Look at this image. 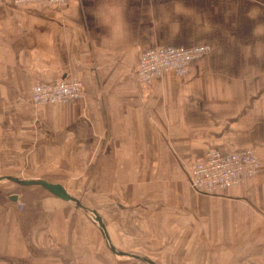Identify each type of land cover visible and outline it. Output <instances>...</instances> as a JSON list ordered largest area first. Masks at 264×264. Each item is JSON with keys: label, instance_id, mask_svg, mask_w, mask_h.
Masks as SVG:
<instances>
[{"label": "crops", "instance_id": "obj_1", "mask_svg": "<svg viewBox=\"0 0 264 264\" xmlns=\"http://www.w3.org/2000/svg\"><path fill=\"white\" fill-rule=\"evenodd\" d=\"M196 44L209 50L184 75L134 81L145 49ZM67 78L82 81V99L33 105L34 84ZM246 147L261 160L253 179L215 195L192 189L187 175L195 158ZM100 155L90 184L98 198L89 207L115 248L132 252L116 245L120 230L135 240L149 232L138 220L142 209L132 206L146 202L172 229L165 236H176L173 221L180 222L186 246L198 243L195 235L264 255V0L1 5L0 158L14 176L67 190ZM60 172L76 177L46 175ZM44 190L47 198L25 215L24 235L12 205L0 207V264H12L13 244L23 236L16 246L26 264H113L94 220ZM149 244L160 246L157 237ZM50 246L58 251L54 260L46 257Z\"/></svg>", "mask_w": 264, "mask_h": 264}, {"label": "rangeland", "instance_id": "obj_2", "mask_svg": "<svg viewBox=\"0 0 264 264\" xmlns=\"http://www.w3.org/2000/svg\"><path fill=\"white\" fill-rule=\"evenodd\" d=\"M83 97L84 93L80 98L82 99ZM30 100L34 106L52 105L36 104L33 102L31 96ZM66 103L67 102L53 104ZM102 158L103 155L94 157L93 164L88 172L79 174L77 177L73 175H65L63 172L54 174L46 173V175L50 176L54 180L61 181H65L66 178L71 179L72 176L73 178L76 177L77 180L70 182V185L66 186L67 191L78 198L83 205L89 207V201L92 199V196L98 198V192L92 191L90 184L92 182L94 170L98 164H100ZM8 163L7 157L0 158V175H12V171H9ZM16 174H23V171H20ZM78 178L84 179H82L83 181L80 183ZM261 179L264 180L263 175L261 176ZM44 193L45 190L40 186H23L8 180H0V207L4 209V206H7L8 203L11 204L12 213L15 212V217L17 216L22 219L21 225L20 223L16 225L19 229L18 233L20 235H24V232L27 229L24 222L25 215L32 211V209L37 208V205H39L37 204V201L40 203L42 199L47 198V196H42ZM11 194H17L18 198L16 200H10V198L8 199ZM65 203L68 204V208H72L73 212L78 211L79 213H85L86 216L88 215L94 220V216L91 212L85 211L82 208H77L73 202L66 201ZM132 206L134 209H136V211H138V213L141 211V209L144 212V214L142 211L139 213L140 217L138 220L141 224L147 223L149 226V232L142 239L139 238L135 240L132 236L130 239L126 236L129 233V230L123 229L124 232L120 230V232L116 233L115 238L119 240L116 245L120 248L130 249L134 253L142 254L150 258L153 257L152 259L160 264H264L263 254L256 256L254 252L247 253L243 251L235 253L232 251L231 246L228 245H224V247H222L216 243L210 245L202 243V238L200 236L194 235L192 238L193 240L197 239L198 243H193L192 245L186 246L184 242L181 243V240L183 241L185 239V235H182L185 229L181 226L180 222L173 221V224H175L177 228L176 236H165V232L168 233V231H172V229L170 227L165 228V226L160 225V220L157 219V216L159 215L158 208H154L153 206L149 208L150 206L146 202H141L139 204L134 203ZM65 211H68V209H65ZM150 216L152 217L151 219L149 218ZM130 217H132V214H130ZM93 223L96 224L94 227L99 229L97 221L94 220ZM157 232H163L164 234L158 237ZM152 237L158 238L160 242V246L158 248H154L149 244ZM19 238L22 239L21 242H16L13 244L15 245V249L12 252V264H26L24 257L19 256L20 251H17L18 246H16L17 244H21L23 246L24 236ZM103 244L105 251L112 257L113 264H147L132 257L120 256L112 253L106 246L104 238ZM55 248L56 246H50L51 251L46 253V257L50 260H54L56 258V253L58 251ZM65 257H67V253Z\"/></svg>", "mask_w": 264, "mask_h": 264}, {"label": "built area", "instance_id": "obj_3", "mask_svg": "<svg viewBox=\"0 0 264 264\" xmlns=\"http://www.w3.org/2000/svg\"><path fill=\"white\" fill-rule=\"evenodd\" d=\"M66 0H0V6H20L47 3L59 6ZM206 44L192 46H165L145 49L134 74L137 84H151L166 73L184 75L191 62L205 55ZM83 95V83L79 79L67 78L52 83L39 82L31 87V98L36 104L65 103ZM261 167V160L254 147L221 151L213 149L195 158L188 171L192 189L208 195L253 179Z\"/></svg>", "mask_w": 264, "mask_h": 264}, {"label": "water", "instance_id": "obj_4", "mask_svg": "<svg viewBox=\"0 0 264 264\" xmlns=\"http://www.w3.org/2000/svg\"><path fill=\"white\" fill-rule=\"evenodd\" d=\"M0 180H8L10 182H14L18 185H23V186H31V185L40 186L46 189L51 194L59 197L62 200L73 202L77 208H82L85 211H89L93 214L94 220L97 221L98 228L105 240V244L112 253L120 255V256L132 257L140 261H143L147 264H158L156 261L152 260L151 258L145 255H139L133 252L122 251V250L115 248L114 245H112V243L109 241L107 237L104 223L102 221L101 216L98 214V212L93 208L86 207L85 205H83L80 202V200L76 198L75 196H73L72 194H70L61 183L51 182L44 178H20L14 175H0ZM9 198L11 200H16L18 198V195L13 194Z\"/></svg>", "mask_w": 264, "mask_h": 264}, {"label": "trees", "instance_id": "obj_5", "mask_svg": "<svg viewBox=\"0 0 264 264\" xmlns=\"http://www.w3.org/2000/svg\"><path fill=\"white\" fill-rule=\"evenodd\" d=\"M8 199H9V197H8Z\"/></svg>", "mask_w": 264, "mask_h": 264}]
</instances>
